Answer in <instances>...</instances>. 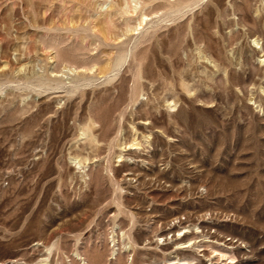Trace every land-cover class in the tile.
<instances>
[{
    "label": "rangeland",
    "instance_id": "1",
    "mask_svg": "<svg viewBox=\"0 0 264 264\" xmlns=\"http://www.w3.org/2000/svg\"><path fill=\"white\" fill-rule=\"evenodd\" d=\"M37 263L264 264V0H0V264Z\"/></svg>",
    "mask_w": 264,
    "mask_h": 264
},
{
    "label": "bare ground",
    "instance_id": "2",
    "mask_svg": "<svg viewBox=\"0 0 264 264\" xmlns=\"http://www.w3.org/2000/svg\"><path fill=\"white\" fill-rule=\"evenodd\" d=\"M134 1V0H133ZM137 1V0H136ZM132 2V1H131ZM192 2V1H191ZM203 2V1H202ZM198 3V2H197ZM124 4V3H123ZM126 4V3H125ZM198 5V4H197ZM146 6V5H145ZM126 7V6H125ZM195 7V6H194ZM129 8V7H128ZM134 8V7H133ZM122 9V8H121ZM187 9V8H186ZM134 10V9H133ZM188 10V9H187ZM190 10V9H189ZM120 11V10H119ZM127 11H128V9H127ZM137 11V10H136ZM129 12V11H128ZM141 12V11H140ZM122 13V12H121ZM158 13V12H157ZM182 13V12H181ZM123 14H124V12H123ZM143 14V13H142ZM184 14V13H183ZM145 15H146V13H145ZM139 16V15H138ZM149 16V15H148ZM147 17V16H146ZM126 22V21H125ZM144 23H146V19H145V17H144V15H141V17H139V24H138V26L140 27V26H142ZM155 23V22H154ZM128 26V25H127ZM126 26V27H127ZM138 26L135 28V30H139V28H138ZM133 27V26H132ZM255 43H257L256 41H255ZM128 56V55H127ZM128 60V59H127ZM126 60V61H127ZM89 61V60H88ZM121 59L120 60H118V62L115 64V67L117 68L120 64H121ZM126 64V63H125ZM82 68V67H81ZM91 69V68H90ZM113 69V68H112ZM70 71H73L72 69H70ZM69 72V71H68ZM75 72V71H74ZM116 72V71H115ZM114 72V73H115ZM106 77H108V76H106ZM44 80V79H43ZM50 85H53V84H50ZM77 85V84H76ZM75 85V86H76ZM81 85V84H80ZM57 86V85H56ZM77 86H79V85H77ZM72 87V86H71ZM73 87H74V85H73ZM64 89V88H63ZM90 131L88 130V129H83L82 130V136H89V133ZM92 136V135H91ZM95 141V140H94ZM96 142V141H95ZM134 145H136V144H133V146ZM77 160V159H76ZM80 160V159H79ZM75 162H77V161H75ZM79 166H82V163L79 161L78 163H77ZM77 165V166H78ZM81 168V167H80ZM84 168V167H83ZM81 171V170H80ZM83 171V170H82ZM82 171H81V173H82ZM83 172H85V171H83ZM83 177V176H82ZM84 179H85V177H84ZM130 234V233H129ZM78 255V254H77ZM38 264V263H37ZM182 264V263H181Z\"/></svg>",
    "mask_w": 264,
    "mask_h": 264
}]
</instances>
